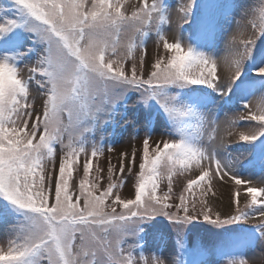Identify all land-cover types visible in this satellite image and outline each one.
<instances>
[{
    "label": "snow or ice",
    "instance_id": "1",
    "mask_svg": "<svg viewBox=\"0 0 264 264\" xmlns=\"http://www.w3.org/2000/svg\"><path fill=\"white\" fill-rule=\"evenodd\" d=\"M12 4L16 18L5 19V10H0V41L5 46L19 43L18 35L13 33L24 26L36 34L45 51L36 65L28 69L26 78L24 70L14 63L15 56L0 55V196L25 213L6 246L0 245V264H167L158 256L137 254L135 241L124 248L128 243L125 237L137 236L142 230L140 225L158 215L183 226L197 220L202 213L204 221L219 225L247 221L258 214L257 224L264 229V187L256 185L245 189L248 211L237 207L235 215L227 214L222 219L216 212L212 219L207 201H201L202 206L197 210L193 200L190 212L184 191L200 187L205 181L208 191L214 181L223 184L231 180L237 187L250 182L240 179L217 158L215 136L210 135L204 143L199 133L187 130L190 117L213 132L219 129L221 121L195 113L168 92L171 86L189 84L206 85L221 94L231 91L255 46L254 39H242L246 24L238 25V32L232 37L231 58L224 60L225 76L221 78L216 59L196 53L191 47L185 50L178 38L169 42L159 32L160 26L169 20L163 0H151V3L142 0L131 18L135 24L130 26L136 32L141 31L136 25L155 26L163 49L172 55L166 63L159 53L154 63L143 58L137 63L132 57L130 67H125V60L131 56V49L118 59L109 57V50L112 56L118 55L115 43L109 42V34L129 22L121 0H12ZM191 9L192 2L182 5L183 15L179 19L186 21ZM256 13L262 23L253 20L251 26L264 35V0H258L252 15ZM256 73L264 76V66ZM41 76L46 79H40ZM33 79L39 89L45 90L43 96L34 90L33 99L39 108L29 102ZM221 82L227 85L226 89L219 88ZM129 90L139 92L144 103L156 100L174 124L179 138L152 140L151 135H146L140 148L134 151L129 152L130 146H122L117 182H113L116 170L110 165L107 187L95 195L105 177L101 175L104 170L98 167L90 179L93 169L89 149L91 157H96L104 153L105 146L88 138L93 129L99 131L105 121L115 120L117 107L125 101ZM243 107L247 111L238 119L256 125L239 131L238 136L240 141L251 143L264 136V96L258 110L250 108L248 103ZM224 124L228 136L236 134L232 130L235 121L225 117ZM219 146H223V137ZM138 154L137 180L133 172ZM82 156L85 157L83 175L74 177ZM177 166L181 171L192 170L195 178L188 179L186 189L180 183V203L172 211L173 205L168 203L172 194L171 172ZM162 170L169 173L163 196L157 194ZM129 180L134 184V198L119 191ZM112 196L115 198L109 212L105 201ZM239 197V191L233 194L237 205ZM115 206H121L123 211L117 212ZM231 264H247V261L240 259Z\"/></svg>",
    "mask_w": 264,
    "mask_h": 264
},
{
    "label": "rangeland",
    "instance_id": "2",
    "mask_svg": "<svg viewBox=\"0 0 264 264\" xmlns=\"http://www.w3.org/2000/svg\"><path fill=\"white\" fill-rule=\"evenodd\" d=\"M198 1L169 0L166 5L169 20L160 26L159 32H162L169 42H175V38H178L185 50H187V47H191L196 53H203L216 59L218 62V76L221 78L225 76L224 60L231 58L229 56V48L232 43V37L238 32V25H247L245 36L242 39L255 40L251 57L245 62L240 78L231 85V91L221 94V91L206 85L190 84L183 87L171 86L168 89L169 94L175 95L180 104L188 106L195 113L204 115L211 120L221 121L219 129L213 132L206 124L201 125L200 122L190 117L187 121L189 124L187 130L192 133H199L204 143L208 142L210 135L215 136L218 145L215 149L217 158L227 164L230 170L240 179L250 182L237 187L234 181L231 180L223 184L219 181H214L211 191H208L209 185L205 181L200 187L184 191V195L189 202L190 212L193 200L196 201L197 210L202 206L201 201H207V208L211 209L208 213L211 218L215 219V213L219 212L221 218L224 219L227 214H237V207L243 211H248L245 204L246 187L251 185L264 187V148L255 150L254 147L255 142L261 136L251 143L240 141L238 136L239 131L247 130L256 125V122L239 120L238 117L246 113L247 109L243 107L245 103H248L253 110H258L257 105L261 97L264 96V82L258 86L251 82L247 92L240 91L236 85V82L247 77H261L257 75L256 70L264 66V35H261L258 29L254 30L250 23L253 20L257 24L262 23L258 13L255 16L252 15L253 10L258 6V0H209L207 7L208 21L201 29V36L198 41H191L189 34L195 32L200 20V13L197 14ZM148 2L151 3V0H148ZM190 2H192L191 12L187 20L182 21L179 19L183 15L180 12V8ZM7 3H9L8 0H0V10H5L3 11V16H6L5 19L16 18L12 2L10 5ZM121 4L123 5L122 11L129 17V22L121 25L119 31L113 29L109 34V42L110 44L115 43L118 54L117 56H112L111 50H109V57L118 59L121 56H126L129 49H131V56L125 60V67H130L132 57H135L137 63H139L141 58L154 63L158 53L166 63L167 58L172 53L163 49V42L158 40L156 27L152 26L149 28L147 25H136L141 28V31L136 32L130 26L135 24V21L131 18L133 13L141 6L142 0H121ZM156 23L158 24L159 21ZM186 25L189 27L188 31L183 27ZM253 31H255V35H253ZM25 33L26 40L15 52L10 50L8 52V49L6 48V50L3 47L2 43L4 42L0 41V46L2 47H0V55L15 56V60L20 61V63L17 61H14V63L24 70L26 78L28 69L34 67L37 60L44 54L45 45L38 39L36 34L26 29ZM39 78L46 79L42 76ZM35 83V79H33L29 90V102L39 108V103L33 99L34 90L39 91L41 96H43L45 90L39 89V86ZM219 88L226 89L227 85L221 82ZM196 92L198 97L193 95ZM225 117L235 121V127L232 130L236 134L232 136L226 134ZM146 135H151L152 140L163 138L171 141L179 138V133L175 130L174 124L160 104L157 107L151 100L144 103L140 99L139 92L129 90L126 93L125 101L117 107L115 120L105 121L101 124L99 131L93 129V133L88 138L90 142H100L105 146L104 153L102 155L98 154L96 157H91V149H89L88 156L92 161L93 169L90 173V179L96 175L95 169L98 167L104 170L101 175L105 177L100 182L101 187L95 192V195H100L107 187V168L110 165L114 166L116 170L113 175V182H117L121 147L130 146L129 152L134 151L140 148ZM221 137H223V146H219ZM109 147H111V151ZM58 149L59 146H57V151ZM84 160L85 157L82 156L79 162V172H74V177L77 175L82 177ZM58 163L59 160L57 158L55 164L57 168ZM139 163L140 154L136 157L137 166L134 167L133 172L137 180ZM196 171L198 172V170ZM125 175H127V171ZM168 175L169 173L166 170H162L161 177L158 180V195L163 196L164 192L167 191ZM189 178H195L192 170L181 171L179 166L172 170V194L168 203L173 205V207L170 210L176 211L175 205L180 203L178 194L182 191L180 183L186 189ZM133 188L134 184L129 180L127 186L121 187L119 191L125 197L134 198V195H132ZM237 191L240 193L238 205L233 202V194ZM75 195H78V192L74 193V199ZM114 198L112 196L105 201L106 210L109 212L113 206L112 201ZM80 206L83 207V200L80 201ZM115 207L117 212L123 211L121 206ZM254 214L250 213V215ZM24 215L23 210H18L11 204H5L2 196H0V245L6 246L9 235L13 234L16 226L22 222ZM180 215L183 216L182 210ZM258 221L259 216L257 214L247 221L241 220L238 223L219 225L204 221L202 213L197 220H193L183 226H177L167 217L158 215L151 220L144 221L140 225L142 230L137 236L125 237L128 243L124 245V248L127 249L128 244L135 241L136 247L134 251L137 254L143 253L147 257L158 256L164 259L167 264H181L178 247L184 236L188 235L192 254L200 250L205 251V259L200 264H231V262H238L240 259L247 261V264H264V229H261L263 232L261 237L235 255H229L227 258L222 259L217 251L219 247L227 248L229 244L228 234L230 232L244 231L245 228L257 224Z\"/></svg>",
    "mask_w": 264,
    "mask_h": 264
}]
</instances>
